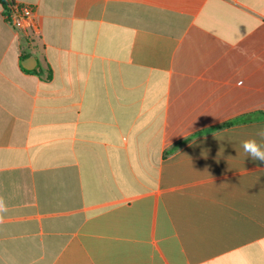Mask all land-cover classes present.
I'll return each instance as SVG.
<instances>
[{
	"label": "crops",
	"instance_id": "1",
	"mask_svg": "<svg viewBox=\"0 0 264 264\" xmlns=\"http://www.w3.org/2000/svg\"><path fill=\"white\" fill-rule=\"evenodd\" d=\"M14 2L0 264H264V0Z\"/></svg>",
	"mask_w": 264,
	"mask_h": 264
},
{
	"label": "clouds",
	"instance_id": "2",
	"mask_svg": "<svg viewBox=\"0 0 264 264\" xmlns=\"http://www.w3.org/2000/svg\"><path fill=\"white\" fill-rule=\"evenodd\" d=\"M239 146L246 158L250 157L253 161L264 162V126L257 128L253 137L241 140ZM6 211L7 207L0 199V219Z\"/></svg>",
	"mask_w": 264,
	"mask_h": 264
},
{
	"label": "built area",
	"instance_id": "3",
	"mask_svg": "<svg viewBox=\"0 0 264 264\" xmlns=\"http://www.w3.org/2000/svg\"><path fill=\"white\" fill-rule=\"evenodd\" d=\"M35 14V7L25 4H16L7 18L10 24L19 31L37 32L38 25L35 22Z\"/></svg>",
	"mask_w": 264,
	"mask_h": 264
},
{
	"label": "trees",
	"instance_id": "4",
	"mask_svg": "<svg viewBox=\"0 0 264 264\" xmlns=\"http://www.w3.org/2000/svg\"><path fill=\"white\" fill-rule=\"evenodd\" d=\"M0 4L4 8L6 20L9 22L7 17L9 13L12 11V9L14 8V6L16 5V3L14 2V0H0Z\"/></svg>",
	"mask_w": 264,
	"mask_h": 264
},
{
	"label": "water",
	"instance_id": "5",
	"mask_svg": "<svg viewBox=\"0 0 264 264\" xmlns=\"http://www.w3.org/2000/svg\"><path fill=\"white\" fill-rule=\"evenodd\" d=\"M22 66L26 69V70H34L35 66H36V60L35 59H28L26 61H24L22 63Z\"/></svg>",
	"mask_w": 264,
	"mask_h": 264
}]
</instances>
